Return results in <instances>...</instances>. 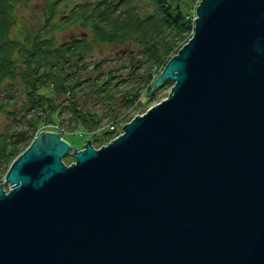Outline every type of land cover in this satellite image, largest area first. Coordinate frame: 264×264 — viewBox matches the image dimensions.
Returning a JSON list of instances; mask_svg holds the SVG:
<instances>
[{
	"label": "water",
	"instance_id": "1",
	"mask_svg": "<svg viewBox=\"0 0 264 264\" xmlns=\"http://www.w3.org/2000/svg\"><path fill=\"white\" fill-rule=\"evenodd\" d=\"M165 81L69 165L34 138L0 184V264H264V0H201Z\"/></svg>",
	"mask_w": 264,
	"mask_h": 264
},
{
	"label": "trees",
	"instance_id": "2",
	"mask_svg": "<svg viewBox=\"0 0 264 264\" xmlns=\"http://www.w3.org/2000/svg\"><path fill=\"white\" fill-rule=\"evenodd\" d=\"M30 1L0 0V119L8 120V125L0 126V181L41 123L56 122L64 131L60 126L66 118V130L81 127L92 135L109 116L108 128L92 142L99 148L111 139L114 128L133 118L126 116L119 122L110 103L91 113L79 105L78 98L113 102L120 94L118 104L127 108L144 104L139 101L143 94L153 102V82L192 35L191 8L197 2L42 0V21L27 29L16 13ZM18 23L21 29L14 32ZM74 28L82 35L58 39ZM107 45L125 49L112 58L95 54Z\"/></svg>",
	"mask_w": 264,
	"mask_h": 264
},
{
	"label": "rangeland",
	"instance_id": "3",
	"mask_svg": "<svg viewBox=\"0 0 264 264\" xmlns=\"http://www.w3.org/2000/svg\"><path fill=\"white\" fill-rule=\"evenodd\" d=\"M71 1L73 3H81V2L93 1V0H71ZM66 2L69 3L70 0H66ZM199 2L197 0V2H195L191 8V11L193 14V17H192L193 22H194V19L196 17V8H197V5ZM42 14H43L42 0H31L26 6H22L20 9H18V12L16 13L18 20L23 22V23L24 22L26 23L27 29H33L37 24H39L42 21ZM20 29H21L20 23H18L17 27H15V29H14V32H17ZM81 35H82V32L80 30H78L77 28H74V29H70V30L66 31L65 33H63L57 37L59 40L64 41L70 37L77 38ZM86 37H89V36L86 35ZM123 49H125L124 45H107L105 47H102L99 51L95 52V54L96 55L98 54V56H105V57L112 56V57H114V56H117L115 53H121L122 51H124ZM112 57H110V58H112ZM126 58H127V56H126ZM169 82H170V84H168ZM169 82H167V83L164 82L161 86L156 88V90H152V92H154V96L156 95L153 102H147V98L145 97L146 95L142 94V97L140 96L139 101L140 100H141L140 102L145 101L144 104H142V103L139 104V102H137L136 104L129 106L127 108L124 106H120V103L118 104V102H119L118 100L121 96L120 94H117V98L115 100H113V102H111L107 99L104 100L102 98L93 97V96L87 100H83L82 98H78V101H79V105L82 106L83 109H86L87 111H89L91 113L99 112V111L105 109L107 107V103H110L111 105H109V104L108 105L110 107L115 108L114 115L118 116V121L124 122L125 121L124 119L126 116H133V117L139 116V115L143 114L152 105H154V104L160 102L161 100L165 99L167 97V95L170 93V88L172 86V82L171 81H169ZM79 97H81V96H79ZM96 101H98V105L95 104ZM114 102H115V104H114ZM103 106H105V107H103ZM97 108H101V109H97ZM140 109H142V110L140 111ZM66 117H68V114ZM108 119H109V116H104V118L101 120L100 130L97 131L96 133L92 134V135L87 133L83 129H81V127L77 128L75 130H73V129L72 130H70V129L66 130L67 128L64 127V123L66 121V118H65L64 122H62V125L60 126L61 128L64 129L65 132L62 131L56 125V122H44V123L40 124L34 138L38 137L39 134L42 132L58 134L59 137L61 139H63L64 141H66L68 143V145L70 146L69 153L66 154L65 157L62 159L64 165H69V164L73 163V156H72L73 151L72 150L74 148L77 150H82L84 147V144H86V141H89V143L92 145L94 138H96L95 139L96 141L100 140L99 137L102 135L103 130H106V128H108V127H105L109 123ZM7 121L8 120H6V119H0V126L3 127V126L8 125L6 123ZM125 124L126 123L122 124L121 126H119L117 128H114L116 131L111 135V137H110L111 139L106 141V142H103L100 147L106 145L113 138H115L117 135L122 133V129H123L122 127ZM12 125H13V123H12ZM103 127H105V128H103ZM34 138L31 141L30 145L33 143ZM92 146L94 147V145H92ZM95 149H98V148L95 147ZM5 176L0 181V184L2 183L1 187L3 188L4 191H7L8 186L4 181Z\"/></svg>",
	"mask_w": 264,
	"mask_h": 264
}]
</instances>
